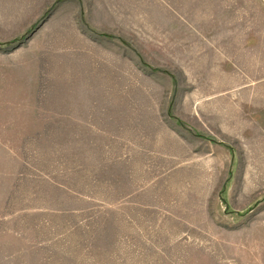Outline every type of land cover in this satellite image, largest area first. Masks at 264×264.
<instances>
[{"label": "rangeland", "instance_id": "rangeland-1", "mask_svg": "<svg viewBox=\"0 0 264 264\" xmlns=\"http://www.w3.org/2000/svg\"><path fill=\"white\" fill-rule=\"evenodd\" d=\"M0 60V264H264V0H0Z\"/></svg>", "mask_w": 264, "mask_h": 264}, {"label": "crops", "instance_id": "crops-1", "mask_svg": "<svg viewBox=\"0 0 264 264\" xmlns=\"http://www.w3.org/2000/svg\"><path fill=\"white\" fill-rule=\"evenodd\" d=\"M2 63H3V60H0V67H3L4 70L5 69L8 70V68H5V65H3ZM0 70H2V69H0ZM3 77H6V76L0 72V79H4Z\"/></svg>", "mask_w": 264, "mask_h": 264}]
</instances>
